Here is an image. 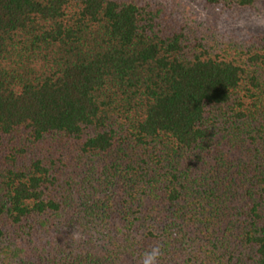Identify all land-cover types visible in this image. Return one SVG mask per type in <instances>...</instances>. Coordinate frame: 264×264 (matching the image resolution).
<instances>
[{
	"label": "trees",
	"instance_id": "obj_1",
	"mask_svg": "<svg viewBox=\"0 0 264 264\" xmlns=\"http://www.w3.org/2000/svg\"><path fill=\"white\" fill-rule=\"evenodd\" d=\"M259 3L0 0V264H264Z\"/></svg>",
	"mask_w": 264,
	"mask_h": 264
},
{
	"label": "rangeland",
	"instance_id": "obj_2",
	"mask_svg": "<svg viewBox=\"0 0 264 264\" xmlns=\"http://www.w3.org/2000/svg\"><path fill=\"white\" fill-rule=\"evenodd\" d=\"M205 17L210 14L203 10L200 3H195ZM220 32L239 37L264 34V3L245 11L226 12L216 18Z\"/></svg>",
	"mask_w": 264,
	"mask_h": 264
},
{
	"label": "clouds",
	"instance_id": "obj_3",
	"mask_svg": "<svg viewBox=\"0 0 264 264\" xmlns=\"http://www.w3.org/2000/svg\"><path fill=\"white\" fill-rule=\"evenodd\" d=\"M163 255L160 246H155L146 250L141 257V264H158L160 257Z\"/></svg>",
	"mask_w": 264,
	"mask_h": 264
}]
</instances>
